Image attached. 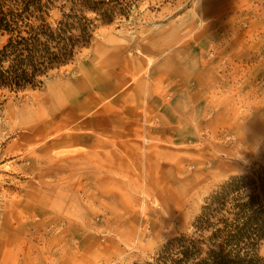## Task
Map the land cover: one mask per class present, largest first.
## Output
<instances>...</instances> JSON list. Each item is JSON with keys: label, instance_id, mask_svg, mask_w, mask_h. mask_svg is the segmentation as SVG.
I'll use <instances>...</instances> for the list:
<instances>
[{"label": "rangeland", "instance_id": "obj_1", "mask_svg": "<svg viewBox=\"0 0 264 264\" xmlns=\"http://www.w3.org/2000/svg\"><path fill=\"white\" fill-rule=\"evenodd\" d=\"M105 2L111 19L84 11L91 39L68 64L36 86L0 88V264L151 262L193 232L218 184L264 166V0ZM61 4L47 22L60 18ZM6 39L0 32V47ZM152 58L175 88L189 89L197 133L177 172L149 186L115 177L105 196L103 179L83 184L87 156L62 148L89 116L80 107L117 91ZM257 253L264 257V242Z\"/></svg>", "mask_w": 264, "mask_h": 264}, {"label": "trees", "instance_id": "obj_2", "mask_svg": "<svg viewBox=\"0 0 264 264\" xmlns=\"http://www.w3.org/2000/svg\"><path fill=\"white\" fill-rule=\"evenodd\" d=\"M60 18L46 21L55 2ZM105 0H0V88L36 86L48 72L68 64L89 44L93 21L84 11L109 21ZM67 9V11H63ZM190 235L167 243L142 264H264V166L233 175L205 198ZM139 264V263H134Z\"/></svg>", "mask_w": 264, "mask_h": 264}, {"label": "crops", "instance_id": "obj_3", "mask_svg": "<svg viewBox=\"0 0 264 264\" xmlns=\"http://www.w3.org/2000/svg\"><path fill=\"white\" fill-rule=\"evenodd\" d=\"M142 59L147 61L146 57ZM145 63L142 80L139 81L141 73L134 71L131 81L117 91L80 107L79 111L89 116L78 122V131L75 127L76 134L62 148L87 156L85 170L89 178L82 179L83 184L91 187L95 186L92 178L103 179L105 196L111 195L107 187L115 177L127 182L141 179L149 186L154 178H164V171L177 172L176 162L183 163V157L188 155L185 148L190 147L194 130L189 89L184 84L175 88L171 75L166 77L155 68L157 58ZM157 77L168 81L162 85L153 83ZM113 171L118 174L113 175Z\"/></svg>", "mask_w": 264, "mask_h": 264}, {"label": "bare ground", "instance_id": "obj_4", "mask_svg": "<svg viewBox=\"0 0 264 264\" xmlns=\"http://www.w3.org/2000/svg\"><path fill=\"white\" fill-rule=\"evenodd\" d=\"M214 168V167H213ZM218 172V171H217ZM184 184V183H183ZM198 186V185H197ZM194 187V186H193ZM192 189V188H191ZM149 190V189H148ZM172 190V189H171ZM197 190V189H196ZM146 191H147V189H146ZM145 191V192H146ZM147 193V192H146ZM148 193H149V191H148ZM179 193V192H178ZM146 195V194H145ZM148 195V194H147ZM181 200V199H180ZM181 205V204H180Z\"/></svg>", "mask_w": 264, "mask_h": 264}]
</instances>
